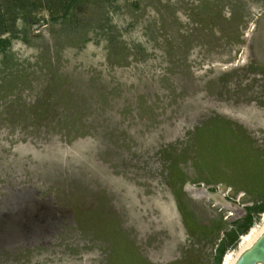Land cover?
Returning a JSON list of instances; mask_svg holds the SVG:
<instances>
[{
    "label": "rangeland",
    "instance_id": "1",
    "mask_svg": "<svg viewBox=\"0 0 264 264\" xmlns=\"http://www.w3.org/2000/svg\"><path fill=\"white\" fill-rule=\"evenodd\" d=\"M1 38L0 264H221L262 223L264 0H0Z\"/></svg>",
    "mask_w": 264,
    "mask_h": 264
},
{
    "label": "water",
    "instance_id": "2",
    "mask_svg": "<svg viewBox=\"0 0 264 264\" xmlns=\"http://www.w3.org/2000/svg\"><path fill=\"white\" fill-rule=\"evenodd\" d=\"M233 264H264V227L252 244L238 255Z\"/></svg>",
    "mask_w": 264,
    "mask_h": 264
},
{
    "label": "bare ground",
    "instance_id": "3",
    "mask_svg": "<svg viewBox=\"0 0 264 264\" xmlns=\"http://www.w3.org/2000/svg\"><path fill=\"white\" fill-rule=\"evenodd\" d=\"M264 227V218L262 220V223L260 225L253 226L249 232L245 233L240 238V244L236 252H228L225 254L222 262L223 264H233L238 255L245 250L247 247H249L255 237L259 234L261 229Z\"/></svg>",
    "mask_w": 264,
    "mask_h": 264
},
{
    "label": "trees",
    "instance_id": "4",
    "mask_svg": "<svg viewBox=\"0 0 264 264\" xmlns=\"http://www.w3.org/2000/svg\"><path fill=\"white\" fill-rule=\"evenodd\" d=\"M0 43H3V44H5V43H8V39H6V38H1L0 39ZM252 209H255L258 213H261V212H264V205H260V206H256L255 208H253V207H251V206H249V207H246V215H245V225L243 226V228L241 229V233H244V232H246L247 230H248V228L252 225V215H251V211H252ZM234 231H232V233H233ZM236 241H237V235H235L232 239H231V244L232 243H236ZM224 248H225V246H221V248H220V250H219V258H218V261L220 262V260H221V256H222V254L224 253Z\"/></svg>",
    "mask_w": 264,
    "mask_h": 264
}]
</instances>
